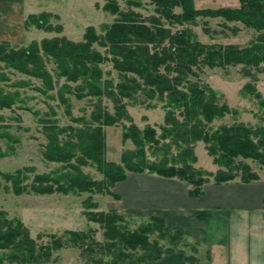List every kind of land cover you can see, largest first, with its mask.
Wrapping results in <instances>:
<instances>
[{
    "label": "trees",
    "instance_id": "1",
    "mask_svg": "<svg viewBox=\"0 0 264 264\" xmlns=\"http://www.w3.org/2000/svg\"><path fill=\"white\" fill-rule=\"evenodd\" d=\"M125 1L127 9L121 7L119 0H107L103 9L115 16L114 21L102 24V32L88 26L81 41L63 35L16 48L7 41L0 43V63L41 79L44 93L57 88L55 75L47 66L48 61L54 62L56 77L66 79L58 97L68 110L67 93L80 99L96 98L90 118L76 120L81 126L62 127L55 121H45L43 131L48 144L44 155L63 164L58 173L36 175L27 185L22 184L26 177L22 170L15 174L1 173L5 181L11 183L17 194L29 190L41 195L110 192L129 172H150L180 178L190 186V195L199 196L211 177L218 184L237 178L243 182L260 179L261 175L247 160L264 167V125L235 123L214 128L216 120L233 110L221 101L212 86L200 80V72L205 67L226 69L242 65L240 72L251 79L243 92L255 95L264 105L256 89L258 74L264 71V0H239V8L215 9L197 8L194 0H151L155 14L148 16L133 9L145 6L142 0ZM177 8L181 11L177 12ZM54 16L48 12L31 14L26 23L60 34L64 28L62 24L51 23L50 17ZM199 17L221 18L223 25L241 23L253 29L256 38L246 47L202 43L185 27ZM175 25L184 28L174 30ZM205 30L210 32V28ZM232 30L238 32L240 28ZM96 45L103 47L105 53ZM105 62H111L118 72L117 82L105 77L102 67ZM103 98L113 103V110L103 104ZM152 100L162 102L165 110L160 132L150 124L141 128L128 111L130 102ZM13 103L14 97L0 90V110L12 107ZM121 122H129L123 126V140L132 141L135 149L123 151L120 162H114L107 159L105 128ZM199 141L205 143L218 166L215 173L196 166L195 145ZM149 154L155 159H150ZM90 164L103 173V180H93L84 173L82 168ZM110 193L118 198L113 191ZM84 206L92 209L97 204L89 197ZM86 214L104 228L105 238L102 242L92 238L95 230L68 232L69 241L91 258L86 264H145L159 259L166 245L186 248L187 262L201 264L199 243L189 240L182 231L171 229L162 217L152 216L132 229L129 224L133 220L119 213L87 211ZM64 244V239L57 238L52 244L38 245L21 220L9 219L0 210V249L9 250L11 262L43 264L50 261L53 249ZM98 254L101 256L96 257Z\"/></svg>",
    "mask_w": 264,
    "mask_h": 264
},
{
    "label": "rangeland",
    "instance_id": "2",
    "mask_svg": "<svg viewBox=\"0 0 264 264\" xmlns=\"http://www.w3.org/2000/svg\"><path fill=\"white\" fill-rule=\"evenodd\" d=\"M220 1L222 0H197L196 3V0H194L196 7L198 5L200 8L214 9L219 7L217 3ZM225 1L229 2L230 0ZM16 2L20 3V6L13 8ZM61 2H55V0H26L23 3V0H3L2 6L0 5V13L8 18L9 21L4 24L5 18L3 16L0 18V35L16 40L20 26L16 24L14 30H10L7 28H11L12 24L8 25V23L11 21L22 22L23 19H28L29 15L45 11L48 7L51 8L53 4L59 6L70 5V0H62ZM143 2H145V6L142 8L133 7V9L145 16L155 14V6L151 4V0ZM119 3L122 8L127 9L125 0H119ZM84 7L90 8L89 6ZM103 11L105 13L102 18L104 21H101L103 23L96 27L99 32H102V24L112 23L115 19V16L110 12L104 9ZM176 11L180 12L181 9L177 8ZM50 21L54 25L62 24L59 17H50ZM26 22L28 21L26 20ZM222 23L221 18L199 17L196 21L187 23L185 27L191 29L194 39L205 44H237L241 47H246L251 46L252 41L256 38L257 33L253 29L246 28L241 23L232 22L227 24L228 26ZM165 24L170 26L167 21H165ZM82 25L84 26L82 23L78 24V27H80L79 31L77 30L78 33L68 31L70 36L67 37L74 41H81L83 39L81 34ZM75 26L77 24L73 25L70 23L68 28L72 30ZM236 26L240 28L238 32L232 30ZM183 28L179 25L173 27L174 30ZM206 28H210L209 33L205 30ZM25 33V38L20 43L26 45H29L32 41L41 42L44 38L64 35V31L60 34L46 32L36 28L32 23H26ZM18 37L20 40V34ZM96 48L105 53L103 47L96 45ZM47 66L49 71L55 75L57 88L49 93H44L41 79L8 67L5 63H0V77L2 78L0 79V90L14 97L12 107L0 110V116L3 117V120H0V126L2 127V133L0 132V150L2 152V155H0V210L4 211L9 219L21 220L28 227L31 236L37 241L38 245L52 244L57 238L65 240L64 246L53 249L50 261L43 264H86L90 262L91 258H89V255L84 254L82 249L69 241L70 235L68 232L95 230L91 237L101 242L104 241V228L98 222L91 220L86 212L104 211L118 213L115 209L117 197L110 193L112 191L115 193V187H111L110 192L91 191L41 195L29 190L22 194H17L13 190L11 183L6 182L1 174H15L22 170V175L26 176L22 184L27 185L34 180L36 175L48 173L54 175L58 173L63 164L50 161L44 155L48 144V138L43 131L45 121H55L62 127L81 126V123H77L76 120L79 118L89 119L94 110L96 98L86 97L80 99L74 93H67L66 97L69 99L70 105L68 110V107L58 97V90L66 83V79H58L56 77V64L54 62L48 61ZM241 66H230L226 69L205 67L200 72V80L212 86L219 93L221 101L225 102L233 110V113L216 120L213 123L214 128L235 123H245L250 126L264 125V105L261 103V99L253 94H245L243 92L244 86L251 79L242 75L240 72ZM102 67L105 71V77L113 78L116 82L119 80L118 72L113 68L111 62H105ZM262 67L264 68V63ZM258 78L256 89L261 93L264 100V71L259 72ZM70 84L76 85L75 83ZM103 104L113 110V103L108 98H103ZM162 105V102L157 100L130 102L128 111L135 123L141 128L150 124L160 132V127L165 120V110ZM125 123L129 124V122H121L105 128L107 159L110 161L120 162L123 151L135 149L132 141L125 142L123 140V126ZM195 151L198 156L197 167L208 171L218 168L213 163V157L209 155L203 141L196 143ZM149 157L152 160L155 159L151 154H149ZM247 162L261 177H264V167L260 163L251 159L247 160ZM82 169L93 180H103L104 178L103 173L94 164L84 166ZM182 183L186 185V182L182 181ZM89 197L97 204L92 209L84 206L85 201ZM143 221H145L144 218L133 220L129 224L130 228H136ZM9 256V250L0 249V259L3 258L0 264H17L16 262H11ZM100 256L98 254L96 257ZM107 257L104 258L107 259Z\"/></svg>",
    "mask_w": 264,
    "mask_h": 264
},
{
    "label": "crops",
    "instance_id": "3",
    "mask_svg": "<svg viewBox=\"0 0 264 264\" xmlns=\"http://www.w3.org/2000/svg\"><path fill=\"white\" fill-rule=\"evenodd\" d=\"M106 1L70 0V5L53 4L42 12L59 17L66 36H70L68 31L78 33L81 27L78 24H84L83 35L88 26L97 27L103 23L102 7ZM229 2L222 0L217 3V8L240 7L239 0ZM2 3L0 0L1 6ZM14 4L13 8L20 6V3ZM197 8L200 7L197 5ZM2 16L6 24L9 19L0 13V18ZM26 20L8 23L12 24L7 28L10 30H14L16 24L20 26L16 40L0 35V41L9 40L7 42L14 47L27 46L20 43L26 35ZM70 23L77 26L71 30L68 28ZM217 169L209 171L216 172ZM182 181L156 173L129 172L125 180L115 185L118 196L115 209L133 220L162 217L171 229L180 230L189 240L199 243L201 264H264V177L251 182L237 178L220 184L211 177L199 196L190 195V186ZM188 254L182 246L166 245L159 259L145 264H189Z\"/></svg>",
    "mask_w": 264,
    "mask_h": 264
}]
</instances>
